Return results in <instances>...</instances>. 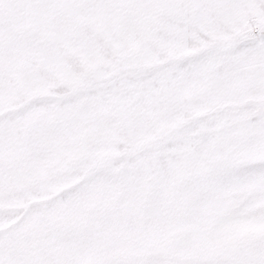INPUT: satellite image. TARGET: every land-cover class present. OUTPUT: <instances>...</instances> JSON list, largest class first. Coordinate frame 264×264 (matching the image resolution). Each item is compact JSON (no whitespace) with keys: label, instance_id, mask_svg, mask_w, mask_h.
I'll return each mask as SVG.
<instances>
[{"label":"snow or ice","instance_id":"snow-or-ice-1","mask_svg":"<svg viewBox=\"0 0 264 264\" xmlns=\"http://www.w3.org/2000/svg\"><path fill=\"white\" fill-rule=\"evenodd\" d=\"M41 8L149 12L142 22L148 33L167 17L169 45L181 58L136 80L117 66L108 77L54 96L50 74L68 70L70 48L87 53L94 40L73 27L25 38L24 13ZM241 8L264 10V0H0V198L13 169L18 182L36 185L39 194L58 193L25 212L14 229L0 230V264H264V230L241 234L246 224L264 225V101L213 109L177 128L162 126L157 114L147 132L145 121L125 114L131 134L118 160L110 146L94 148V136L75 127L89 107L133 95L137 81L175 99L220 72L253 65L264 96V17L225 15ZM186 42L198 45V54L184 56ZM243 112L256 114L237 133L226 121ZM89 204L94 208L85 218L105 235L102 248L55 257L10 250L13 233L33 213L54 217ZM254 205L255 212H244Z\"/></svg>","mask_w":264,"mask_h":264},{"label":"crops","instance_id":"crops-1","mask_svg":"<svg viewBox=\"0 0 264 264\" xmlns=\"http://www.w3.org/2000/svg\"><path fill=\"white\" fill-rule=\"evenodd\" d=\"M225 15L237 20L261 18L264 17V10L241 8ZM151 16L149 12L119 9L97 13L78 9L41 8L24 13L22 28L25 38H31L37 30L73 27L94 40V47L87 53L80 48H70L64 58L68 70L62 74H50L53 83L51 94L65 96L73 92L71 85L100 76L108 77L117 66L127 70L131 78L136 80L137 73L151 71L181 58L179 50L169 45L173 31L167 17L160 19L158 30L146 32L142 22ZM199 51L198 45L186 42L183 55L192 56ZM255 73L253 65L227 74L220 72L215 81H209L207 85H196L175 99L161 97L158 90L148 89L146 83L140 84L137 81L132 85L137 89L133 95L110 97L99 107H89L75 127L80 129L82 135L91 133L94 136V148L110 146L109 156L118 160L124 154L131 134L125 123V114L134 120L145 121L147 132L151 128L147 122L157 114L164 122L162 126L177 128L203 119L213 109L218 112L245 109L249 104L264 101V96L258 91L262 85ZM217 83L219 87H216ZM47 95L41 93L38 98H46ZM255 114L243 112L226 123L240 133ZM200 131L197 129V132ZM71 134V131L65 130V135ZM27 170L31 171L30 168ZM70 186L65 185L62 190ZM123 191L121 189V194ZM54 195L58 193L39 194L36 185L18 182L13 169L12 179L0 198V212L25 213L38 205L41 199H51ZM258 207L254 205L244 212H255ZM262 230L264 225L246 224L241 234ZM103 239L105 235L100 232L98 240L101 242Z\"/></svg>","mask_w":264,"mask_h":264},{"label":"rangeland","instance_id":"rangeland-1","mask_svg":"<svg viewBox=\"0 0 264 264\" xmlns=\"http://www.w3.org/2000/svg\"><path fill=\"white\" fill-rule=\"evenodd\" d=\"M71 187V186H70ZM46 199H41L42 203ZM94 205H84L82 210H73L54 217L33 213L24 226L13 233L11 251L18 250L41 256L55 257L61 254L78 255L89 249L102 248L105 242L98 240L100 231H93L85 218ZM0 230L14 229L24 213H5ZM103 233V232H101Z\"/></svg>","mask_w":264,"mask_h":264}]
</instances>
